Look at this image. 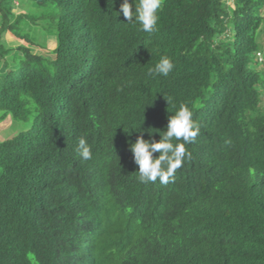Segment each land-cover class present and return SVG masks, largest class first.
<instances>
[{
	"label": "trees",
	"instance_id": "trees-1",
	"mask_svg": "<svg viewBox=\"0 0 264 264\" xmlns=\"http://www.w3.org/2000/svg\"><path fill=\"white\" fill-rule=\"evenodd\" d=\"M122 3L0 0V120L30 123L0 141V264H264V0H162L151 34ZM180 105L191 158L139 183L130 130Z\"/></svg>",
	"mask_w": 264,
	"mask_h": 264
},
{
	"label": "clouds",
	"instance_id": "clouds-1",
	"mask_svg": "<svg viewBox=\"0 0 264 264\" xmlns=\"http://www.w3.org/2000/svg\"><path fill=\"white\" fill-rule=\"evenodd\" d=\"M114 2V0H113ZM162 6V0H123L118 16L122 13L129 24L138 32L154 33L158 29V10ZM260 57V56H259ZM174 69L172 60L162 56L149 74L153 76L167 77ZM172 104L171 98L167 100ZM140 133L134 143H129V151L132 154L134 163L138 166L137 179L141 184L156 183L168 185L173 181L177 169L181 168L186 159L191 158L186 145L195 142L199 135V127L192 119V113L180 105L174 115L168 117L166 129L157 142L154 139L146 140L143 136L142 127L133 128L130 132ZM78 155L82 160L92 159V149L85 138L79 139ZM158 155H154L157 154ZM79 216L81 210H77ZM58 264H62L59 262Z\"/></svg>",
	"mask_w": 264,
	"mask_h": 264
},
{
	"label": "rangeland",
	"instance_id": "rangeland-1",
	"mask_svg": "<svg viewBox=\"0 0 264 264\" xmlns=\"http://www.w3.org/2000/svg\"><path fill=\"white\" fill-rule=\"evenodd\" d=\"M257 41L260 47L264 46V31L257 34ZM48 41V39L46 40ZM49 42V41H48ZM52 41H50L51 43ZM56 43L53 41L51 47H54ZM29 122L23 123L17 120H11L9 117L0 120V141L10 139L18 134L19 131L27 128Z\"/></svg>",
	"mask_w": 264,
	"mask_h": 264
},
{
	"label": "bare ground",
	"instance_id": "bare-ground-1",
	"mask_svg": "<svg viewBox=\"0 0 264 264\" xmlns=\"http://www.w3.org/2000/svg\"><path fill=\"white\" fill-rule=\"evenodd\" d=\"M93 230V229H92ZM90 253V252H89ZM88 259V258H87ZM86 264V263H85Z\"/></svg>",
	"mask_w": 264,
	"mask_h": 264
}]
</instances>
